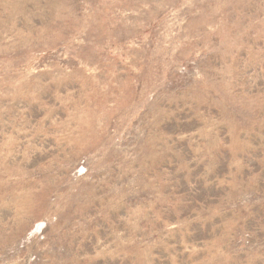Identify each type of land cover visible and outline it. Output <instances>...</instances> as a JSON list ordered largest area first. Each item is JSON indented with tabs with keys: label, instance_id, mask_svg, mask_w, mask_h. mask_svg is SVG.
<instances>
[{
	"label": "rangeland",
	"instance_id": "rangeland-1",
	"mask_svg": "<svg viewBox=\"0 0 264 264\" xmlns=\"http://www.w3.org/2000/svg\"><path fill=\"white\" fill-rule=\"evenodd\" d=\"M0 264H264V0H0Z\"/></svg>",
	"mask_w": 264,
	"mask_h": 264
}]
</instances>
